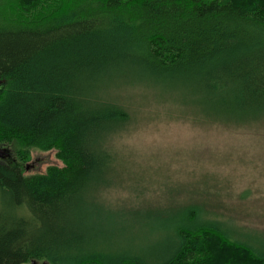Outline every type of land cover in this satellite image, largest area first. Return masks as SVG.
Masks as SVG:
<instances>
[{
  "label": "trees",
  "instance_id": "16d2710c",
  "mask_svg": "<svg viewBox=\"0 0 264 264\" xmlns=\"http://www.w3.org/2000/svg\"><path fill=\"white\" fill-rule=\"evenodd\" d=\"M119 79L184 86L212 121L263 118L264 0H0V145L20 149L0 159V264H264L198 209L149 255L85 207L132 120L104 99ZM31 147L64 167L25 175Z\"/></svg>",
  "mask_w": 264,
  "mask_h": 264
},
{
  "label": "rangeland",
  "instance_id": "374dc122",
  "mask_svg": "<svg viewBox=\"0 0 264 264\" xmlns=\"http://www.w3.org/2000/svg\"><path fill=\"white\" fill-rule=\"evenodd\" d=\"M176 103L178 101L170 93H154L149 107H154L155 112L146 118L142 127L135 129L138 142L154 147L156 151L145 153L139 164L128 161L125 170L134 177L141 174L135 170L142 169V177L155 187L148 190L154 200L152 206L139 214V227L133 234L123 235L129 244L126 248L139 246L137 249L152 255L164 246L168 234L182 221L189 208L187 211L198 209L200 217L205 220L219 222L237 240L247 241L264 251V155H261L259 144L249 136L252 127L264 117L243 123L217 122L202 115L196 116L193 106L182 102V107L177 108ZM194 106L200 107L198 104ZM127 108L132 120L118 131L127 130L135 122L136 113ZM177 112L179 114L174 115ZM196 130H199L200 143L189 147L185 138ZM110 137L106 144L110 143ZM0 148H7L10 157L17 159L19 147L0 145ZM23 153L26 159L20 163L27 176L45 174L51 167H64L56 149L31 147ZM175 165H179L178 173L192 168L193 177L197 170L204 174L205 178L197 181L198 185H203L198 196L173 195L168 190L167 181L172 177L167 173H171ZM225 192L226 195H221ZM116 248L122 250L123 245L117 244ZM33 262L49 264L46 261Z\"/></svg>",
  "mask_w": 264,
  "mask_h": 264
},
{
  "label": "clouds",
  "instance_id": "9594fccd",
  "mask_svg": "<svg viewBox=\"0 0 264 264\" xmlns=\"http://www.w3.org/2000/svg\"><path fill=\"white\" fill-rule=\"evenodd\" d=\"M168 90L173 92L178 101L175 107L181 108L182 102L188 99L186 90L181 85H155L139 83L131 79H119L107 85V94L104 99L127 105L136 113V116L135 122L127 130L113 133L110 143L105 145L114 162L110 163L97 177L94 185L97 192L89 195L85 205L89 211L98 214L96 218L102 226L124 230L131 235L139 227V214L153 204L154 197L148 190L155 185L142 177V169H136L135 171L141 174L133 177L129 171L125 170V167L128 161L134 160L139 164L143 161L145 153L152 154L156 151L154 147L141 145L134 133L135 129L138 126L142 127L146 118L155 112L154 107H149L153 94ZM178 114V112L174 113V115ZM198 131H194L190 137L185 138L188 140L189 147L200 143ZM249 136L253 142L259 144L261 155H264V119L252 127ZM178 169L179 165H175L173 171L167 173L172 177L167 181L168 190L173 195L198 196L203 185H198L197 181L203 180L204 174L197 170V174L193 177L192 168L179 173ZM221 195H226V192Z\"/></svg>",
  "mask_w": 264,
  "mask_h": 264
},
{
  "label": "water",
  "instance_id": "95a60500",
  "mask_svg": "<svg viewBox=\"0 0 264 264\" xmlns=\"http://www.w3.org/2000/svg\"><path fill=\"white\" fill-rule=\"evenodd\" d=\"M9 157H10V153L8 152L7 148H0V159L9 158ZM26 169H29V167L27 166ZM32 264H34V262H32Z\"/></svg>",
  "mask_w": 264,
  "mask_h": 264
}]
</instances>
